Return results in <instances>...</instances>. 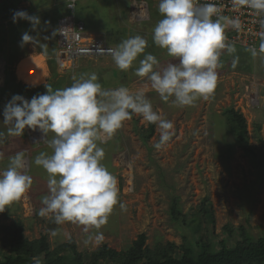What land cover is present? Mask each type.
<instances>
[{
  "label": "rangeland",
  "instance_id": "1",
  "mask_svg": "<svg viewBox=\"0 0 264 264\" xmlns=\"http://www.w3.org/2000/svg\"><path fill=\"white\" fill-rule=\"evenodd\" d=\"M10 1L12 0H4L3 3L8 5ZM137 3L135 0H126V4L132 5V8L128 7L129 12L123 15L124 18L118 19L126 26L131 25L132 32L125 34L122 27L113 28L120 31L114 33L115 36L112 35V40L119 43L136 35L147 41L145 53L138 56L127 71L119 70L111 57L83 59L68 72L58 66L55 59L57 38L52 36L57 22L49 17L42 18L43 11L53 8L51 0L16 2L14 11L23 10L40 18V24L35 30L26 20L11 23L8 13L3 14L0 11V88H6L4 82L8 67L17 70V76L22 80L20 82L28 85L30 89L35 87V92L31 94L26 93L27 90H18L13 94L12 88L7 95L0 93V131L7 132V128L11 126L3 123L2 113L5 104L13 95L18 94L30 100L33 95L43 93L38 87L50 85L54 75L57 78L53 81L61 82L63 89L67 87V82L62 81L69 72L75 82L81 80L77 78L80 69L86 71L87 75L98 73L101 77H98V82L104 90L121 86L132 91L143 90L153 109L174 123V134L160 148L155 147L160 139L157 125L155 124L152 137L144 140L143 136L147 134L151 123L137 114H132L131 120L125 121L114 135L103 142L112 141L117 150L115 159L121 170L123 190L119 192V203L108 217L109 226L103 225L99 229L104 235L101 243H86L89 236H95L97 230L94 228L86 233L79 226L57 225L52 215L49 219L35 214V197L30 190L20 200L0 212V226H10L22 220L29 240L47 236L54 248L74 239L78 250L85 254L104 244L118 251L127 250L141 234L147 236L146 245L152 250L159 246L165 247L168 243L175 245L172 249H179L186 242L203 239L211 240L217 247L221 239L229 238L232 243H236L239 227H244L256 238L264 237V166L258 164L264 161V54L258 53L253 57L251 52L235 46L241 56H247L246 59H240V63L245 60L246 67H250L252 71L243 70L233 74L223 72L222 78L218 73L217 86L207 99L201 98L193 106L181 107L174 103V97L162 99L151 89L146 77L135 75L139 61L145 54L154 55L161 66L173 60L153 41L152 32L156 24L148 26L144 30L147 32L143 31L144 34H136L133 24L143 23L149 18L144 3L142 11L145 14L142 15L144 14L145 20L139 21L136 18L133 13ZM86 4L90 8L85 5L82 11L87 22L97 25L100 23L98 19L106 16V11H103L105 9L99 8L101 11L97 13L91 1ZM47 16L51 17V14L47 13ZM25 31L35 37L30 44L21 43ZM103 36L106 39L111 35ZM229 62L230 58L220 62L223 71L229 69ZM25 73L26 78L31 77L27 79L35 82L23 79L22 75ZM52 85L57 86L53 82ZM251 95L253 99L250 98ZM230 107L240 111L247 119L251 144L256 147L254 158L247 156L227 133L225 111ZM257 133L261 142L255 138ZM51 134L53 133L39 129H25L21 137L6 135L3 143H0V171L8 168L11 157L22 152L25 164L22 171L28 172L33 167L32 151L34 148L44 147ZM33 184H36L34 179ZM43 188L46 189L45 184L39 182L37 189L45 196ZM121 203L124 205L123 209L120 207ZM175 203L182 211V216H185V223L172 221L170 211ZM53 230L56 235L51 234Z\"/></svg>",
  "mask_w": 264,
  "mask_h": 264
},
{
  "label": "clouds",
  "instance_id": "2",
  "mask_svg": "<svg viewBox=\"0 0 264 264\" xmlns=\"http://www.w3.org/2000/svg\"><path fill=\"white\" fill-rule=\"evenodd\" d=\"M3 1L0 11L8 13L11 23L26 20L33 30L40 24L38 16L23 10L14 11L18 0L10 1L8 5ZM51 3L53 8L47 11L51 17L44 15L42 18L49 17L57 22L56 30L52 32V36L57 38L56 60L59 52L58 33L63 35L66 30L63 27L58 29L59 22L70 13L74 14L77 22L84 24L88 35L110 46L98 47L97 51L109 55L119 70H129L138 56L145 53L147 41L140 35L125 39L114 47L100 36L90 33L85 22L78 17V0H51ZM232 3L236 9L247 7L255 10L258 16L264 15V0H232ZM73 4L72 10L70 5ZM3 6H6V11L1 10ZM143 7V3L138 2L133 13L139 20L145 18L142 16ZM158 10L162 19L153 29V41L179 62L173 63L172 60L161 66L154 55L145 54L139 61L135 75L146 77L151 89L162 99L174 97V103L181 107L193 106L198 99H207L214 92L217 69L222 66L219 59L222 50L227 49L228 53L236 51L227 37L231 28L240 29V19L222 15L217 5L200 4L199 0H160ZM260 23L264 27V20ZM229 28V34L225 35ZM260 37L258 51L264 54V32L260 33ZM34 40L35 37L28 31L22 34V44H30ZM249 51L253 57L258 54L254 47ZM56 62L62 67L58 60ZM2 114L3 123L11 126L6 134L0 131V143H3L6 135L23 136L25 129L54 134L49 142L53 153H41L35 159V164L42 166L48 174L49 190V194L42 198L43 206L38 215L46 217L51 214L57 225L66 222L82 225L86 233L92 228L96 229L95 236H89L86 243L99 244L104 240L99 229L107 223L109 215L119 203L118 180L102 164L105 152L98 142L103 143L114 135L125 121L132 119V114L157 125L160 133L159 143L155 145L157 148L174 134V123L153 109L143 90L132 91L124 86L104 90L95 73L63 89L53 90L48 85L45 92L33 95L30 100L13 95L5 104ZM24 167L23 153L18 152L10 158L8 168L0 171V212L31 189L33 179L22 171ZM120 207L123 209L124 205L121 203ZM51 234L56 235V231L53 230ZM33 260L34 264H42L40 258L34 257Z\"/></svg>",
  "mask_w": 264,
  "mask_h": 264
},
{
  "label": "trees",
  "instance_id": "3",
  "mask_svg": "<svg viewBox=\"0 0 264 264\" xmlns=\"http://www.w3.org/2000/svg\"><path fill=\"white\" fill-rule=\"evenodd\" d=\"M5 8L6 6H3L1 10L4 11ZM110 35L115 36L116 34L110 33ZM115 44L118 45L119 42ZM238 47L249 51L247 48ZM242 56L238 49L231 56L229 62L231 72L251 71L250 67H246L245 60L240 63V59L247 58V56ZM7 69L6 88L0 89V93L7 95L10 88H12L13 94H16L18 90H27L26 93L30 94L35 92V87L30 89L28 85L20 82L22 80H19L16 69L10 67ZM80 70L77 78L87 79L89 76L87 72ZM117 73L116 75H118ZM65 76L62 82H67V87L75 83L70 72ZM97 77H100L98 73ZM56 78L57 76L54 75V79L50 80V86L53 90L61 89V82L53 81ZM52 82L57 86H53ZM46 86L48 85H41L38 89L45 92ZM225 124L227 133L234 138L239 148L247 156L254 158L256 147L251 144L248 122L245 116L234 107H230L225 111ZM154 128L155 124L151 123L147 134L143 136L144 140H149L152 137ZM255 138L259 142L262 141L259 133ZM258 164L263 167L264 161H260ZM170 213L172 221L186 222L185 216H182V211L176 203L172 206ZM206 213L210 214L209 212ZM25 231L26 227L22 220L16 221L10 226H0V264H34V257L40 258L42 264H264V237L256 238L244 227L237 228L238 239L236 243H232L229 238L221 239L219 247L214 245L211 240L203 239L186 242L179 249H172L175 245L168 243L165 247L159 246L152 250L146 245L147 236L141 234L127 250L118 251L104 244L89 254L80 252L74 239L52 248L47 236L29 240Z\"/></svg>",
  "mask_w": 264,
  "mask_h": 264
},
{
  "label": "crops",
  "instance_id": "4",
  "mask_svg": "<svg viewBox=\"0 0 264 264\" xmlns=\"http://www.w3.org/2000/svg\"><path fill=\"white\" fill-rule=\"evenodd\" d=\"M88 1H91L95 5V11L97 13H99V11H101V10H99V8H103V9H105L103 11H106V16L104 18H102V19L99 18L98 22H100V23H98L97 25L90 24L89 22H87V18L84 16V13L82 11V7H85V5H87L86 7L88 9L90 8L89 4H86ZM136 1L144 3L146 5V7H147V12H148V17L149 18H147V20H145L144 18L139 20V21L145 20V21H143V23H139V24L134 23L133 24L134 28L136 29V34H137V32L139 34H144L143 31L147 30L148 26H150L151 24H157L158 21L160 19H162V16H161V14L159 13V10H158L160 0H136ZM78 3H79V5H78V17L85 22V24H86L88 30L90 31V33H93V34L98 35L101 38L105 39L103 35L107 36V35H110V33H118V32H120L118 29H113V28H116V27H122L123 28L122 32L125 33V34H127V32H129V33L132 32V30L130 29L131 25L130 26H126L125 24H123V23L118 21V19L120 20V18H124L123 15L125 13L129 12V11L127 12L128 7L131 6V8H132V5L126 4V0H78ZM120 8H121V10H120ZM147 12H146V14H147ZM42 13L47 16V10H46V12L43 11ZM144 14L142 16H144ZM95 16H97V14H95ZM95 16H94V18H95ZM144 25H145V27H144ZM144 32H147V31H144ZM151 32H152V30H151ZM229 32H230V28L228 30H226L225 35H228ZM112 37H114V36H110L109 38H106L105 40L108 41L109 44L114 46L115 43H117V42H114L112 40ZM226 43H228V42L226 41ZM148 48L151 49L150 46ZM234 53H228L227 49L222 50L221 56L219 58L220 62L222 60H227V59L229 60V58L231 59V56ZM222 69H223V67H219L217 69V73H220V77L221 78H222V73L223 72H229V73H232V74L235 73V72H231V70H229V69L228 70L224 69L225 71H223ZM251 71H252V69H251ZM53 135L54 134H51L50 136H48V140H47V142H46L44 147L38 148V149H35L33 147L34 150L32 149L33 150L32 154H33L34 159H33V161L30 159V162L32 161L33 167L32 168L30 167L29 171L26 172V174L30 175L32 177V179H34V182L36 183L35 185L33 184L31 189H30V191H32L34 193V197H35L34 198L35 204L33 202L34 210L36 211L35 214L36 213L38 214L39 209L43 206L42 203H41L42 198L49 194L48 183H47L48 174H47L46 170L42 166H38V165L35 164V159L41 153H46L48 155H51L53 153L54 150L52 149V147L50 146V143H49L50 140L53 138ZM98 146L103 148V150L105 152V156H104V159L102 160V164L107 168V170L111 174H113L117 178L119 192L120 191L122 192L123 186H122V182H121V179H120L121 170L119 169V167L117 165L118 163L116 162V159H115V157H117V154H116L117 150L114 148V145H113L112 141H110L109 143H100V142H98ZM121 165L123 166V161H122ZM39 178H42L43 180H38ZM39 182L45 184L46 189L43 188V190L46 192L45 196L41 195L42 194L41 191L39 189H37ZM119 197H118V199H119ZM47 217L50 219L51 218V214H49V216H46L44 218H47ZM105 225L107 227L109 226L108 221H107V223ZM62 226H70V227L79 226V227L84 228V226H82V225L68 223V222L62 224ZM60 228L63 229V227H60Z\"/></svg>",
  "mask_w": 264,
  "mask_h": 264
},
{
  "label": "built area",
  "instance_id": "5",
  "mask_svg": "<svg viewBox=\"0 0 264 264\" xmlns=\"http://www.w3.org/2000/svg\"><path fill=\"white\" fill-rule=\"evenodd\" d=\"M200 4L213 3L220 7L221 14L230 18L239 17L241 27L239 30L231 28L227 41L235 46L243 48H256L259 53V45L261 43L260 33L264 32L261 27V20L264 15H257L255 10L247 7L236 9L233 7L232 0H199ZM74 8V4L70 5ZM65 28L64 34L58 33L59 52L57 60L63 68L67 70L74 69L77 63L83 59H97L100 57H110L97 51L98 47H110L103 40L87 34L85 26L82 22H77L74 14L62 18L59 22V28ZM253 89V88H251ZM253 99L252 95L250 96ZM264 104V102H263Z\"/></svg>",
  "mask_w": 264,
  "mask_h": 264
},
{
  "label": "bare ground",
  "instance_id": "6",
  "mask_svg": "<svg viewBox=\"0 0 264 264\" xmlns=\"http://www.w3.org/2000/svg\"><path fill=\"white\" fill-rule=\"evenodd\" d=\"M142 13H143V11H142ZM26 75H27L26 73L23 74V75H22V78L25 79V80H28V81H33V82H35V81L32 80V79H27V78H31V77H28V76H27V78H26ZM32 75H33V73L31 74V76H32Z\"/></svg>",
  "mask_w": 264,
  "mask_h": 264
}]
</instances>
